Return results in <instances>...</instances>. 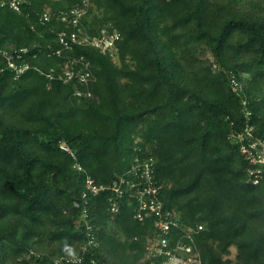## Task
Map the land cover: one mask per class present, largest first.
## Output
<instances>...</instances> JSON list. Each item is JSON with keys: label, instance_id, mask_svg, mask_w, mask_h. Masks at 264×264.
I'll use <instances>...</instances> for the list:
<instances>
[{"label": "trees", "instance_id": "16d2710c", "mask_svg": "<svg viewBox=\"0 0 264 264\" xmlns=\"http://www.w3.org/2000/svg\"><path fill=\"white\" fill-rule=\"evenodd\" d=\"M90 2L82 23L92 37L119 32L115 62L90 46L52 53L73 0H26L21 13L0 4V264H150L153 215L134 217L127 196L110 210L107 186L134 179L135 159H151L182 226H202L201 264H264V179L247 181L232 136L248 124L264 140V0ZM23 49L28 67L14 77L2 51ZM68 55L88 61L90 97L45 76ZM87 176L106 188L87 195L81 218Z\"/></svg>", "mask_w": 264, "mask_h": 264}, {"label": "built area", "instance_id": "2783aa9c", "mask_svg": "<svg viewBox=\"0 0 264 264\" xmlns=\"http://www.w3.org/2000/svg\"><path fill=\"white\" fill-rule=\"evenodd\" d=\"M24 1L7 0L6 2L9 8L19 12ZM90 5V0H75L68 10L59 11L56 18L65 23L66 28L57 33L56 39L59 49L52 53L60 54L61 50L70 51L75 45L90 46L97 49L101 54L108 55L110 60L115 62L117 59L115 55L117 51L116 41L120 38V34L116 30L102 29L97 36L92 37L82 23V18ZM52 15L53 12L49 7H46L38 19L44 23L49 21ZM2 54L6 56L7 63L13 69L15 77L28 67L26 63L19 65L15 63L13 55L20 58L19 53L6 54L3 52ZM60 70L56 75L52 71L45 76L49 80L74 81L79 84L80 87H76L72 94L76 98L91 96L90 84L95 77L90 70L88 61L82 56L68 55L61 64ZM230 87L236 93L242 89L241 84L234 77L230 78ZM249 115V111L246 110L244 116L247 118ZM232 136L239 144L240 153L250 163L246 169L247 181L251 184H258L264 179V140L254 136L252 127L248 124ZM59 147L73 156L66 144L60 143ZM135 161L136 164L130 170L132 176L135 177L134 179L120 176L107 186V189L115 193V200L112 201L110 210L116 212L118 209L116 199L127 196L136 202L134 217L142 218L144 215H153L157 236L148 240L149 245L145 253L148 259L151 258L150 264H201L194 243V236L201 230L202 226H182L178 212L174 209L165 208L158 197L161 184L153 179L151 159L143 162H137V159ZM73 167L82 171L78 162H75ZM104 188L106 186L96 185L89 176L85 178L84 189L79 199L73 203L74 207L82 208L81 218H85L88 209L87 195H95ZM88 243L92 245L91 239L88 240ZM75 259L78 260L77 257Z\"/></svg>", "mask_w": 264, "mask_h": 264}, {"label": "clouds", "instance_id": "9594fccd", "mask_svg": "<svg viewBox=\"0 0 264 264\" xmlns=\"http://www.w3.org/2000/svg\"><path fill=\"white\" fill-rule=\"evenodd\" d=\"M7 0H0V4L1 5H6L7 7H8V5H7V2H6ZM26 1V0H25ZM25 1L23 2V3H25ZM74 1L75 0H73V3H74ZM3 2V3H2ZM23 3H22V5H23ZM9 8V7H8ZM23 8V7H22ZM22 8H21V11H16V12H18V13H21L22 12ZM69 8V7H68ZM9 9H11V8H9ZM11 10H13V9H11ZM51 10V9H50ZM15 11V10H14ZM60 11H62V10H60ZM38 18H39V16H38ZM38 21H39V19H38ZM40 22V21H39ZM42 23V22H41ZM45 23V22H44ZM84 25V24H83ZM102 30V29H101ZM100 30V31H101ZM25 49H23V50H21V51H19V52H16V51H14L13 53H9V52H7V51H2V53L3 52H5L6 54H14V53H19L20 55H21V57L20 58H17L15 55H13V59H14V61H15V63H18L20 60H22V55H23V53H25ZM3 55V54H2ZM22 64V63H21ZM5 67H9V65H8V63H7V60H6V66ZM13 71V70H12ZM14 72V71H13ZM15 77V76H14ZM76 83V82H75ZM77 84V83H76ZM79 85V84H78ZM91 85V84H90ZM77 87V86H76ZM76 87H74V89L76 88ZM79 87H80V85H79ZM74 91V90H73ZM73 94V93H72ZM92 95V94H91ZM90 97V96H89ZM81 98V97H80ZM66 250H68V249H66Z\"/></svg>", "mask_w": 264, "mask_h": 264}, {"label": "rangeland", "instance_id": "374dc122", "mask_svg": "<svg viewBox=\"0 0 264 264\" xmlns=\"http://www.w3.org/2000/svg\"><path fill=\"white\" fill-rule=\"evenodd\" d=\"M231 252H232V253L234 252V248H231Z\"/></svg>", "mask_w": 264, "mask_h": 264}]
</instances>
